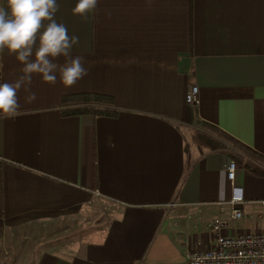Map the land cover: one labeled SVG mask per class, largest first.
Wrapping results in <instances>:
<instances>
[{
	"label": "crops",
	"instance_id": "obj_1",
	"mask_svg": "<svg viewBox=\"0 0 264 264\" xmlns=\"http://www.w3.org/2000/svg\"><path fill=\"white\" fill-rule=\"evenodd\" d=\"M76 2L57 0L55 19L87 74H33L0 115V264H189L215 246L204 226L229 219L231 161L245 203L225 233L264 234V0H97L84 16ZM22 68L0 51V82ZM80 93L111 96L117 115L63 116ZM205 124L248 155L201 149Z\"/></svg>",
	"mask_w": 264,
	"mask_h": 264
},
{
	"label": "clouds",
	"instance_id": "obj_2",
	"mask_svg": "<svg viewBox=\"0 0 264 264\" xmlns=\"http://www.w3.org/2000/svg\"><path fill=\"white\" fill-rule=\"evenodd\" d=\"M96 4L97 0H77L72 11L84 16ZM57 9V0H0V51L6 49L23 65L22 75L14 82H0V115L18 113L17 93L22 87L28 90L33 74L52 84L59 78L65 87L87 74L83 57L72 54L78 37L57 22ZM60 57L63 63L58 62ZM27 99H35V94ZM193 264H201V258L194 257Z\"/></svg>",
	"mask_w": 264,
	"mask_h": 264
},
{
	"label": "built area",
	"instance_id": "obj_3",
	"mask_svg": "<svg viewBox=\"0 0 264 264\" xmlns=\"http://www.w3.org/2000/svg\"><path fill=\"white\" fill-rule=\"evenodd\" d=\"M185 101L189 106L199 104V88L191 85L187 91ZM236 162L231 161L227 168V176L232 183V196L229 201L231 208L228 220H215L204 226L205 230L214 236L215 246L205 251H193L188 255L189 264H193V258H201V264H264V234L229 235L225 229L232 222L242 219V205L245 200L242 189L235 187ZM264 208V201L257 202Z\"/></svg>",
	"mask_w": 264,
	"mask_h": 264
},
{
	"label": "trees",
	"instance_id": "obj_4",
	"mask_svg": "<svg viewBox=\"0 0 264 264\" xmlns=\"http://www.w3.org/2000/svg\"><path fill=\"white\" fill-rule=\"evenodd\" d=\"M62 103L65 107L62 110V115L66 117L82 115L113 117L117 115L113 98L104 94L80 93L66 95L63 97ZM203 129L204 131H198L194 136L196 143L201 149L214 150L227 144L248 155L245 151V146L220 129L209 124H205ZM232 157L235 160L237 159L236 156ZM249 157L254 158V155ZM253 172L257 175H264V172L260 169H254Z\"/></svg>",
	"mask_w": 264,
	"mask_h": 264
},
{
	"label": "rangeland",
	"instance_id": "obj_5",
	"mask_svg": "<svg viewBox=\"0 0 264 264\" xmlns=\"http://www.w3.org/2000/svg\"><path fill=\"white\" fill-rule=\"evenodd\" d=\"M26 247H27L26 245H23V248H25V250H26Z\"/></svg>",
	"mask_w": 264,
	"mask_h": 264
}]
</instances>
